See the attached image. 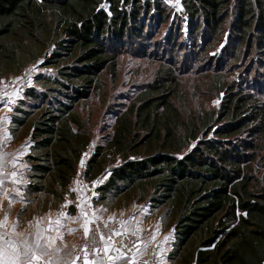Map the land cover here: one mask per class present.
Listing matches in <instances>:
<instances>
[{
    "label": "trees",
    "instance_id": "obj_1",
    "mask_svg": "<svg viewBox=\"0 0 264 264\" xmlns=\"http://www.w3.org/2000/svg\"><path fill=\"white\" fill-rule=\"evenodd\" d=\"M181 12L165 0H0V73L40 59L56 70L13 114V134L30 138L26 194L39 212L73 198L94 140L78 105L137 50L160 62L116 101L85 162L83 178L98 183L91 201L163 208L169 264H264V0H181ZM166 24L170 55L159 56L149 42Z\"/></svg>",
    "mask_w": 264,
    "mask_h": 264
},
{
    "label": "crops",
    "instance_id": "obj_2",
    "mask_svg": "<svg viewBox=\"0 0 264 264\" xmlns=\"http://www.w3.org/2000/svg\"><path fill=\"white\" fill-rule=\"evenodd\" d=\"M0 90V142L5 141L8 145L7 149L0 156L1 163H10L15 166V172L5 173L0 172V180H3V184H0V197H5L9 200V196L12 197L11 204H14V218L2 216L0 212V221H4L0 232H7L12 236L14 240L19 239V233L31 234L29 239H34L39 232L42 236L47 238H54L53 247H58L60 251L52 254V260L54 264H84V258H80L77 255V247L80 245L82 239L85 237V228L91 227L89 221H93L97 216L107 218H118L123 222V230L129 232L143 233L142 245L137 249L136 253L130 256L131 260H137L146 251L148 245L160 247L162 253L159 254V264H168L167 254L172 247V243L175 238L165 235L166 230L163 228L160 221L156 219H146L150 214L148 208L149 205L142 202L133 201L127 206H123L117 210H111L108 206L97 204L89 201L85 202V196L82 192H77L75 184L71 186L74 195L72 199H69L63 207L54 206L52 208H46L42 211L29 213V205L33 202V198H30L26 194V186L28 184L27 171L29 168L25 162V156L29 152L30 142H22L16 144L14 141V134L12 132L13 125V104L12 90H6L3 93ZM11 103V104H10ZM12 106V107H11ZM15 142V143H14ZM15 173V175H13ZM14 181H19L14 183ZM81 194V195H80ZM86 195V194H85ZM87 195H89L87 193ZM90 196V195H89ZM76 198V199H75ZM1 204V203H0ZM72 204L75 210H68V205ZM86 204V205H85ZM91 204L90 207H87ZM93 205V206H92ZM24 209L21 212V209ZM1 210V208H0ZM26 212V215L22 213ZM29 213V214H27ZM63 213H67V218H63ZM87 214L86 216L84 214ZM19 214V220L17 215ZM7 217L6 221L4 218ZM142 222V223H141ZM16 226L15 228L13 226ZM170 241L171 245L168 244ZM166 243L168 244L167 247ZM3 245V241H0V246ZM109 251L106 256L105 253L95 257H87L89 261L96 260V264H124L127 260L122 257V254L118 252L110 243H107ZM162 254H166L162 256ZM79 257L80 259H77ZM111 257V259L109 258ZM116 257H122L123 259H116ZM47 261V258H45Z\"/></svg>",
    "mask_w": 264,
    "mask_h": 264
},
{
    "label": "rangeland",
    "instance_id": "obj_3",
    "mask_svg": "<svg viewBox=\"0 0 264 264\" xmlns=\"http://www.w3.org/2000/svg\"><path fill=\"white\" fill-rule=\"evenodd\" d=\"M178 5L181 8V0L178 2ZM174 14H177L175 10H174ZM183 19H184V21L185 20L187 21L186 17ZM185 25L186 24L184 22V26ZM185 27H187V26H185ZM169 28L170 27H168V24L164 25V27H162V29L160 30L161 34L160 35L158 34L155 38V39H159L158 42H155V40L151 41V43L149 42V45L151 46V48H149L150 52H157L160 54L159 56L170 55V50L166 49L167 50L166 51L165 47H164L165 44L160 43V39L165 36V33L169 30ZM184 33H185L184 35H187V29L186 28H184ZM183 37L184 36H182V38ZM182 38L179 37V43L182 41ZM154 44L161 45V48L158 49L157 47H155ZM188 44H189V42H188V40H186L184 42V44L182 43V46L188 45ZM137 46L138 45L136 44L135 48ZM175 48L178 49L177 46ZM218 49H220V48H218ZM137 53H138L137 50L135 52L129 51V52L124 53L120 57L117 80L112 83L109 80L108 73L105 72L104 73V79L107 78V80H108V82L105 86V92L99 91L98 93L93 95L89 100L78 105V109H79L80 113L85 118L86 117L90 118L89 125L91 127V130L94 132V140H93V143L89 146L86 153H84V157H83L84 164L83 165L80 164V170H79L78 174L75 176L72 185L75 184L76 188L78 189L77 192H82V194H84V195H85V193H89V195H91V196L87 197L89 199V201H91V198L97 194V191L94 190V188L92 186H90V183H87L90 181H87L83 178L82 171H83L86 160L88 159L90 154L93 152L95 145L100 141L102 132L107 128V124L110 123L112 118H113L112 108H114L116 101L121 97V95H127L128 93H133L136 89H138V87L141 88V86L143 84L150 82L153 79L155 70H156V68L160 62L159 60H157V61L153 60V57H149V56H145V55H141L140 53L139 54H137ZM24 58L25 57L22 56V59H24ZM55 73H56V70L53 67L43 66V59H40L36 62L28 64L22 71H20L18 73H8L6 75H2L0 73V90H2L1 92L3 93L4 91L9 89V90H12V93L14 95V96H12L13 101L11 102V103H14L12 105L13 106V113L15 114L16 107L22 105L21 99L24 98V92L26 91V89L28 87H37L38 89H40V87H39L40 83L38 82V79L41 77L54 76ZM237 74H238V72H237ZM186 86L189 87L188 82H186ZM204 99L205 98H200V103H205ZM219 102H220V98H214V99L210 100V105L218 106ZM25 131H26V128H22L20 133H17L16 135H14V141L16 142V144H19V143L22 144V142H23V144L30 142V138H29L28 134H25L26 133ZM7 147H8V145L6 144L5 141L0 142V156L7 149ZM29 147H30V145H29ZM13 171L15 172V166L11 165L10 163H7V164L1 163V160H0V172L11 173ZM27 178H28V184H29V181H30L29 171H27ZM28 184H27V186H28ZM27 186H26V189H27ZM93 193H95V195H93ZM127 199H129L128 196L121 195L120 198H117V199L107 198V200L100 202V203H97V204H101V205L103 204L105 206H108L107 208H109V209L111 208V210H117V209L122 208L123 206H127L133 202V201L127 200ZM85 202H86V200H85ZM0 203H1L0 204L1 215L2 216L8 215L10 218H12V217L14 218V204L9 203V200H7V198H5V197L3 199H2V197H0ZM142 203L147 204L150 207V208H148V209H150L149 210L150 214L146 217V219H148V220L149 219H156L157 222L160 221L163 228L166 230V233H165L166 237L167 236L172 237V234L174 235V229L172 226L169 225L168 221H166V222L164 221L163 208H152V206L150 205L149 202H142ZM52 204L55 205L56 202L52 201ZM90 206H91V204H88L87 207H90ZM43 207H44V209H46L48 207V205H45ZM39 209H40L39 199L36 198L29 205V211L28 212L29 213H31V212L36 213ZM29 213H27V214H29ZM21 215L23 217V215H26V212L22 213ZM110 221H116L119 225V231H121V232H126L127 234H130V235L135 233V232L124 231L123 230V222L118 218H107L106 219L105 217L103 218V217L97 216L95 219H93L91 227H92V225H94L96 223L107 224ZM91 227H90V229H91ZM137 233H140L141 236H143V233L141 231H138ZM166 239L168 241V238H166ZM84 241H85V237L82 239L80 245L77 247V255L80 258L85 257V256H83V257L80 256V251H81L80 247L84 243ZM106 242H109V241H106ZM168 242H169L168 244L171 245L170 241H168ZM168 244L166 243L165 248L167 247ZM141 245H139L137 247V249ZM103 247H104V245H103ZM137 249H136V251H137ZM116 250L118 252H120L119 249H116ZM161 250L162 249L160 247H158V245H156V246L148 245L145 253L143 255H141V257H139L136 260V262L140 258H142L143 256H147L150 252H152V256H153V259L155 262L154 264H159V261H160L159 254L162 253ZM170 250H172V247L170 248ZM170 250H169V252H170ZM136 251L133 254H135ZM145 254H147V255H145ZM98 255H102V254H96V256H98ZM132 255H131V258H132ZM164 255H166V254H162V256H164ZM87 257H94V256L91 255V256H87ZM122 257H125L127 259L124 262V264H126L128 261L135 262V260H131L129 256H126L124 254H122ZM168 264H169V260H168Z\"/></svg>",
    "mask_w": 264,
    "mask_h": 264
},
{
    "label": "snow or ice",
    "instance_id": "obj_4",
    "mask_svg": "<svg viewBox=\"0 0 264 264\" xmlns=\"http://www.w3.org/2000/svg\"><path fill=\"white\" fill-rule=\"evenodd\" d=\"M179 0H177V3ZM86 155V154H85ZM81 165L84 164V160L81 159L80 161ZM15 175V173H13ZM19 181H14V183H18ZM97 182H93L95 185ZM0 184H3V180H0ZM95 195V193H93ZM12 197L9 196V203H11ZM24 209H21V212H23ZM63 218H67V213H63ZM87 215L86 213L84 214ZM7 217L4 218L6 221ZM17 220H19V214L17 215ZM92 221H89V224H91ZM4 224V221H0V227H2ZM16 227L15 225L13 226ZM85 232V238H87L89 228L84 229ZM119 235L120 233H116ZM19 239L14 240L11 235H9L7 232H0V241H3V245L0 246V264H54L52 260V254L58 253L60 249L58 247H53L54 244V238H47L46 236H42L39 232H37V235L34 239H29V236L31 234L26 233H19ZM110 237H106L103 234H101L100 242L104 245V247L97 248L93 247L91 249V252L93 256L95 257L96 254L100 251H103L105 255H108L109 251H114V249H109L106 241L109 240ZM93 245H96L95 239L93 240ZM214 246V245H213ZM85 250V258H84V264H96V260L93 259L92 261H89L87 258V250L88 245L85 244L84 246ZM45 258H47V261H45ZM111 259V257H109ZM77 259H80L77 257ZM116 259H123L122 257H116ZM75 264V262H73Z\"/></svg>",
    "mask_w": 264,
    "mask_h": 264
},
{
    "label": "built area",
    "instance_id": "obj_5",
    "mask_svg": "<svg viewBox=\"0 0 264 264\" xmlns=\"http://www.w3.org/2000/svg\"><path fill=\"white\" fill-rule=\"evenodd\" d=\"M165 1L174 8V10L178 15L180 16L182 15L181 8L179 7L177 0H165ZM184 22L185 24H187L186 20ZM93 182L94 181H90L87 183H90V186H92L94 190H96L98 183L94 185ZM85 194H86L84 195L85 200H87L88 199L87 197H89V195H87V193ZM117 232L120 234L117 235L116 234ZM101 234H103L106 237H110V239L107 240L109 242L106 243H110L114 248L119 249L121 254H124L129 257L136 251L137 247L141 245L142 244L141 242L143 241L142 239L143 236H141L140 233L135 232L134 234L130 235L127 234L126 232L119 231V225L116 221H110L107 224L96 223L92 225L87 235V238H85L84 243L80 247L81 257L85 256V250H84L85 244L88 245L87 256L93 255L91 249L94 246L101 249L103 248V244L100 242ZM94 239L96 241V245H93ZM103 253H104L103 251H100L97 254H103ZM154 263L155 262L152 256V252H150L147 256H143L137 262L128 261L126 264H154Z\"/></svg>",
    "mask_w": 264,
    "mask_h": 264
}]
</instances>
